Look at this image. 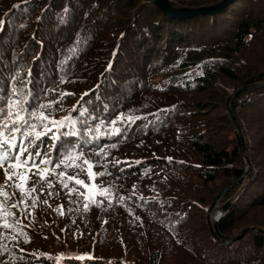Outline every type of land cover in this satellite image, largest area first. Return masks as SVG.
I'll return each instance as SVG.
<instances>
[{
    "label": "trees",
    "instance_id": "trees-1",
    "mask_svg": "<svg viewBox=\"0 0 264 264\" xmlns=\"http://www.w3.org/2000/svg\"><path fill=\"white\" fill-rule=\"evenodd\" d=\"M0 21V92L74 121L80 135L53 131L40 150L106 164L112 201L85 213L50 177V207L17 213L30 242L6 232L0 264H264V0L180 18L147 0H0Z\"/></svg>",
    "mask_w": 264,
    "mask_h": 264
},
{
    "label": "snow or ice",
    "instance_id": "snow-or-ice-1",
    "mask_svg": "<svg viewBox=\"0 0 264 264\" xmlns=\"http://www.w3.org/2000/svg\"><path fill=\"white\" fill-rule=\"evenodd\" d=\"M2 24L3 22L0 21V26ZM59 82L64 83L65 78L61 77ZM22 95L15 89L7 95L0 92V97H2L0 98V170L3 171L4 175V183L0 185V229H2L0 231V256L8 252V246L4 242L8 239L5 235L6 232L13 233V240L18 236H23L24 243L30 242L26 234L20 230L23 225H21L17 213L24 219H28L34 215L35 209L40 204L48 205V199L41 200V196L45 195L43 191L45 183L48 189L54 186L50 177H55L56 183H59L63 189H68L67 195L69 197L76 194L77 198L83 201L85 213L90 211L93 206L100 207L102 200H106L108 204L112 203L108 198L109 190L101 187L97 182L98 178L108 173L106 171H94L96 167H102L106 170V164L93 163L85 158L83 151L65 152L59 161H53L50 158V153L40 150V143L53 131L59 132L61 129L67 128L70 131L64 132V135H80L76 130L75 122L67 117L63 119L53 118L52 103H37L28 107V101L17 98ZM61 95L63 97L69 93ZM122 119L124 117L118 116L117 120L112 121V123L115 124ZM126 119L128 123H133L136 118L128 116ZM117 131L119 130L117 129ZM52 139L55 141L57 137L53 136ZM111 147H115V145ZM101 152L103 149L97 151L95 155L99 156ZM116 163L119 164L120 162L117 161ZM61 167L64 170L57 171ZM69 168L78 169L80 173H85L87 181L79 179L75 175H69L67 171ZM32 177H36L35 182H33ZM69 184H74L76 187L69 188ZM9 187L13 189L12 192L7 191ZM79 189H83V191ZM46 195L51 197L53 193L49 191ZM123 199L121 197V201ZM48 206L50 207V205ZM54 211L63 216V205ZM68 211H72V209H68ZM32 222L30 220L29 224ZM65 255L73 256L72 253L61 254L57 257V261ZM76 258L85 259L84 256ZM88 258L91 259L90 256ZM36 259L40 260V256H37ZM4 264H8V262L5 261Z\"/></svg>",
    "mask_w": 264,
    "mask_h": 264
},
{
    "label": "water",
    "instance_id": "water-1",
    "mask_svg": "<svg viewBox=\"0 0 264 264\" xmlns=\"http://www.w3.org/2000/svg\"><path fill=\"white\" fill-rule=\"evenodd\" d=\"M147 1L157 5L164 12L165 15L172 17V18H180V17H194V16H198V15H211L212 16V15H215L223 7L232 3L234 0H222L220 3H218L216 5H209L206 7L202 6V7L196 8V9H189V8H184V7H174L171 5L169 0H147ZM256 86H258V85H255V87ZM245 90H248V87L242 89L238 93H241ZM230 115H231V112H230ZM217 200H218V197L216 198V201ZM214 204L215 203L211 204V206L208 209V212L213 210L212 208H213ZM208 221H209L210 228L213 231L212 224H211L209 217H208ZM248 230H250V229H248ZM213 233H214V231H213ZM239 238H240V236L238 237V239Z\"/></svg>",
    "mask_w": 264,
    "mask_h": 264
},
{
    "label": "rangeland",
    "instance_id": "rangeland-1",
    "mask_svg": "<svg viewBox=\"0 0 264 264\" xmlns=\"http://www.w3.org/2000/svg\"><path fill=\"white\" fill-rule=\"evenodd\" d=\"M243 89V88H242ZM228 107V109H229V113L231 112L230 111V108H229V103H228V105H227ZM231 115H232V112H231ZM238 131H239V129H238ZM249 167V165L247 164V168ZM35 180H33V182H34ZM0 182L3 184V182H2V178H1V176H0ZM218 201V200H217ZM216 201V202H217ZM215 202V204H214V206H213V208L212 209H216L217 208V206H218V202L216 203ZM217 205V206H216ZM214 209V210H215ZM214 210H211V211H209L208 212V217L210 218V221H211V219H214V220H217L218 219V217H219V212H218V210L216 211V212H214ZM214 212V213H213ZM216 213V214H215ZM215 214V215H214ZM74 235L75 236H77L78 234L76 233V232H74ZM89 243H91V241H89ZM66 245L67 246H69V247H71L72 249H67L66 251H70V252H73L74 250L73 249H75V248H77V245L75 244V243H72L71 241L69 242V243H66ZM56 248V247H55ZM66 248V247H65ZM56 251H58V249L56 248ZM57 253V252H56ZM58 253H59V251H58ZM168 264V263H167Z\"/></svg>",
    "mask_w": 264,
    "mask_h": 264
}]
</instances>
